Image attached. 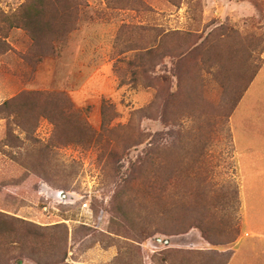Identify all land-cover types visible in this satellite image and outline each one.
Instances as JSON below:
<instances>
[{
  "label": "rangeland",
  "instance_id": "1",
  "mask_svg": "<svg viewBox=\"0 0 264 264\" xmlns=\"http://www.w3.org/2000/svg\"><path fill=\"white\" fill-rule=\"evenodd\" d=\"M55 1L0 0V264H264V0Z\"/></svg>",
  "mask_w": 264,
  "mask_h": 264
},
{
  "label": "trees",
  "instance_id": "2",
  "mask_svg": "<svg viewBox=\"0 0 264 264\" xmlns=\"http://www.w3.org/2000/svg\"><path fill=\"white\" fill-rule=\"evenodd\" d=\"M45 1V0H42V2ZM46 2H50V3H55L56 1L55 0H46ZM22 22H24L23 26L24 28L28 31V32H31L30 30H33V26L31 24V18H22L21 20ZM29 24L30 27H28L27 25ZM30 28V29H29ZM32 34V33H31ZM33 40H34V37L32 36ZM7 104L3 105L6 106ZM47 106V104H46ZM184 168V167H182ZM190 169V168H189ZM7 219H9L10 221L12 222H9L7 221ZM21 225V226H20ZM9 227V228H8ZM19 227V229H18ZM30 227L29 224L25 223L24 221L20 220V219H16V218H11L9 217V215L3 213V212H0V245H2L0 247V251H6L8 250L9 248H12L13 246H26V242H27V237L29 235V230L26 228ZM150 229V227H149ZM40 230L41 229H38L37 228V242L35 243L37 246L40 244L41 242V237H40ZM67 231V230H66ZM6 233V235H5ZM8 239V241H11L9 242L8 244L7 243H4L3 241H5V239ZM67 239H68V232L67 234L65 233L64 234V238H62L61 240H59L60 242H58V245H48L49 248L55 250L56 248H62L64 245L63 243H67ZM13 241V242H12ZM43 241V240H42ZM62 243V245H61ZM39 248L37 247V251L36 253L38 252ZM41 250V249H40ZM66 256H67V253H65V256L64 258L62 259V261L59 263V264H65V260H66ZM56 263V262H55ZM55 263H51V264H55ZM58 264V263H56Z\"/></svg>",
  "mask_w": 264,
  "mask_h": 264
}]
</instances>
